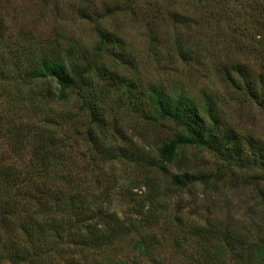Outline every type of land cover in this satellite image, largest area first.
<instances>
[{
    "label": "rangeland",
    "instance_id": "1",
    "mask_svg": "<svg viewBox=\"0 0 264 264\" xmlns=\"http://www.w3.org/2000/svg\"><path fill=\"white\" fill-rule=\"evenodd\" d=\"M52 52L84 69L79 94L60 99L52 77L23 76ZM259 79L264 0H0V166L22 179L0 177V200L19 212L0 227V264H264V98L247 87ZM151 86L205 121L209 107L231 144L182 143L163 160L181 129L154 117ZM41 139L58 151L46 170L32 147ZM37 184L51 204L58 191L65 205L88 202L102 242L38 229L26 200ZM22 225L36 246L28 262L12 254L28 246Z\"/></svg>",
    "mask_w": 264,
    "mask_h": 264
},
{
    "label": "trees",
    "instance_id": "2",
    "mask_svg": "<svg viewBox=\"0 0 264 264\" xmlns=\"http://www.w3.org/2000/svg\"><path fill=\"white\" fill-rule=\"evenodd\" d=\"M102 35V34H101ZM105 38L103 35L100 37V42L104 43ZM68 56L62 58L59 54H55L54 52L48 53L40 58L39 62H37L33 67H31L26 74H23L24 77L27 75H31L32 77H47L50 76L54 79V81L58 85V95L57 97L60 99H66L68 93L72 92L75 94H79L78 91H74L78 89L80 86V81L84 74V69H79L78 64L75 61L71 60V56H69V52H67ZM12 70V69H11ZM9 70L8 72H13L14 70ZM239 72L241 76L244 77V72L241 68H239ZM248 89L253 91L254 93L257 91V97L264 98V81L257 80L253 85H247ZM83 97V96H82ZM149 104L151 105L152 111L154 113V117L156 118H168L173 121L175 124L180 126L181 132L177 135L176 138L172 139L168 143H164L159 149V155L163 160H170L175 153V148L179 144L185 143H193L196 145H204L205 147L211 148L214 151L222 152V148H227L229 146L230 140L233 138L231 135L228 136L229 133L221 134L219 132L218 124L213 120V115L211 114L209 107H207V118H210L211 121H205L201 116H199L198 107L192 106L189 102H186L179 96L169 95L157 87L151 86L149 88ZM92 113V111H91ZM15 131L16 128L14 129ZM23 129H21L20 133H22ZM18 135L17 132H15ZM221 136V137H219ZM31 138H28V140ZM43 139L39 140L41 143H33V153L36 159L40 161V166L43 170H46L48 165V160L54 158L58 153L57 147L54 144V140L47 139L44 142ZM236 142V141H235ZM231 144V143H230ZM234 144V143H233ZM237 144V142H236ZM60 146V145H59ZM238 146V145H237ZM236 147V146H235ZM224 160L230 161L229 157H223ZM12 169L7 166V168H3L0 166V177L4 178L6 184L10 187L16 185L21 182V178L19 177V172H12ZM192 176H183L182 179H176V183L179 182L181 185H185L186 182L191 181ZM21 179V180H20ZM16 187V186H14ZM53 191L44 190L42 188V184H37L34 192H29V197H26V200H29L27 203L28 211L27 213H32L29 218L32 223L39 228H45L46 224L49 225V228L52 230V237L54 239L62 240L64 236H68L69 238H73L75 241L81 242H96L101 243L103 238L102 229H98L96 225H88L89 220L94 217L85 216L87 210L88 202L81 203L80 197L78 195H71L67 200V205L63 204V198L61 191L56 192L58 197L56 200L44 198V196H51ZM7 198H11L7 195ZM52 198V197H51ZM1 199V198H0ZM13 200V199H11ZM77 202H80L81 205H77ZM63 208H66V214H68V223L70 229L65 228L66 222L62 221L64 216H61V211ZM46 211V218L43 222H39L37 220V215ZM17 203L9 202V199L0 200V227L5 223V217L9 214L16 215L18 214ZM44 215V213H42ZM45 216V215H44ZM103 215L100 217H95L96 220H101ZM107 216V215H106ZM59 217V218H58ZM108 222V221H107ZM13 223V220H11ZM86 224V225H85ZM103 222V226H104ZM88 227H91L89 230ZM116 227L119 229L123 228V226L116 223ZM20 230L24 236L28 238V246L16 251L12 250V254L17 257V262H22L24 260H32L33 251H31L34 247L33 241L31 238V234L28 231L27 227L23 225L20 226ZM5 248H2V251L6 254L9 251ZM261 255L264 257V246L260 249ZM16 259V258H15Z\"/></svg>",
    "mask_w": 264,
    "mask_h": 264
}]
</instances>
